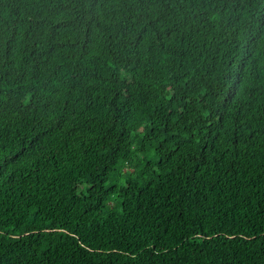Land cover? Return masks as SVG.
Instances as JSON below:
<instances>
[{"label":"trees","instance_id":"obj_1","mask_svg":"<svg viewBox=\"0 0 264 264\" xmlns=\"http://www.w3.org/2000/svg\"><path fill=\"white\" fill-rule=\"evenodd\" d=\"M0 264H264V0H0Z\"/></svg>","mask_w":264,"mask_h":264}]
</instances>
